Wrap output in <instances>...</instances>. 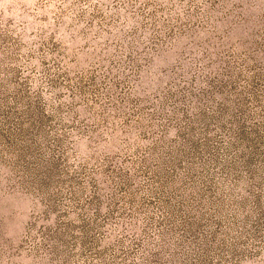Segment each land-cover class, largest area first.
<instances>
[{"label": "rangeland", "instance_id": "1", "mask_svg": "<svg viewBox=\"0 0 264 264\" xmlns=\"http://www.w3.org/2000/svg\"><path fill=\"white\" fill-rule=\"evenodd\" d=\"M0 264H264V0H0Z\"/></svg>", "mask_w": 264, "mask_h": 264}]
</instances>
